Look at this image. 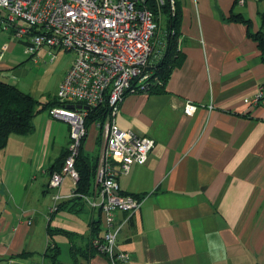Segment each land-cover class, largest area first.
I'll return each instance as SVG.
<instances>
[{
	"label": "crops",
	"instance_id": "0c3cea01",
	"mask_svg": "<svg viewBox=\"0 0 264 264\" xmlns=\"http://www.w3.org/2000/svg\"><path fill=\"white\" fill-rule=\"evenodd\" d=\"M175 1L181 64L162 89L126 93L114 116L121 129L154 140L146 163L116 174L122 192L144 195L134 213H116L123 223L116 249L129 255L121 264H264V105L250 104L264 87V61L249 36L264 29V0ZM165 39L157 38L154 61L163 56ZM4 43L0 78L8 75L7 83L42 102L54 98L71 64L57 63L43 88L27 86L15 74L23 59L13 56L24 39L11 41L0 29V50ZM51 49L26 59L39 63ZM186 100L198 105L191 115L183 110ZM43 111L32 132L9 134L0 149V264H110L89 249L97 209L85 201L49 211L56 192L73 189L68 177L57 189L48 186L70 126ZM98 123L89 124L81 151L94 168L89 195L102 146ZM62 210L68 213L58 215ZM58 230L71 232V239ZM48 242L57 249L53 259L44 255Z\"/></svg>",
	"mask_w": 264,
	"mask_h": 264
},
{
	"label": "built area",
	"instance_id": "2783aa9c",
	"mask_svg": "<svg viewBox=\"0 0 264 264\" xmlns=\"http://www.w3.org/2000/svg\"><path fill=\"white\" fill-rule=\"evenodd\" d=\"M147 0H0V29L11 41L24 39V53L35 54L46 46L73 51L75 59L58 85L55 97L62 103L95 107L106 102L109 111L98 123L102 146L95 172V187L85 201L99 211L101 229L90 240L98 253L110 264H121L128 253L116 249L122 221L117 212L132 214L138 210L144 195L122 192L117 172L126 174L132 165L146 163L154 140L130 129H121L114 121L123 97L146 87V67L152 52L156 30L154 11ZM163 5L165 0H154ZM240 2H242L240 0ZM174 9L175 0H169ZM8 48L1 46L0 56ZM250 104L264 105V87L254 93ZM209 107H212L209 105ZM198 105L184 102L186 114ZM51 117L68 122L70 141L60 171L49 175L48 186L57 189L68 177L73 183L69 195H53L49 211L57 210L59 201L81 195L75 192L79 178L75 159L87 134V109L58 105L46 109ZM35 264H47L44 259Z\"/></svg>",
	"mask_w": 264,
	"mask_h": 264
},
{
	"label": "trees",
	"instance_id": "16d2710c",
	"mask_svg": "<svg viewBox=\"0 0 264 264\" xmlns=\"http://www.w3.org/2000/svg\"><path fill=\"white\" fill-rule=\"evenodd\" d=\"M153 2V0L146 1L147 6L152 10V7L155 6ZM163 7L165 8L166 12V25L165 28H162L159 31L158 35L156 36V40L160 36H162V38H166L165 52L161 59L158 61H154L151 54L148 65L146 67V72L149 73V77L146 79V87L144 89L136 90V92H148L153 87H158V90L162 89V87L168 80L172 70L175 67L179 66L184 58L183 53L178 49L177 46V36L179 33L178 27L180 23V12L177 3L175 1L174 9L172 10L169 0H165ZM153 11L155 14V10ZM230 19L242 21L244 23L248 22L246 21V19H243L242 17L236 15H230ZM156 32L157 26L151 39L152 46ZM249 36L257 43L258 48L262 52V59L264 61V29H259L255 33H249ZM58 105L69 106L71 104L62 103L56 97L46 102H42L29 93L20 90L15 85L0 80V149L6 145L9 134L14 133L24 135L32 132L34 129L33 118L38 112ZM108 111L109 108L106 102L95 107H89L87 109V114L85 117L86 129L92 122L101 123L105 119ZM82 144L80 145L79 153L75 159V167L79 175V178L75 185V192L81 195L71 197L67 199L66 202H60L58 204L57 210L63 208L68 202L73 203V205L84 204L85 199L82 195L90 194V187L88 185L89 177L94 173V168L89 165V160L86 157H83V155L81 154ZM66 153L67 148L62 151L60 156L54 162V165L51 167L50 174L53 171L61 170ZM99 220L97 221V223L92 224V231L89 239V249H91L95 253H97V250L91 245L90 240L93 236L99 233ZM58 232H62L71 239V232L65 230H58ZM49 234L51 233L49 232ZM56 253V247L51 242H48L44 255L53 259Z\"/></svg>",
	"mask_w": 264,
	"mask_h": 264
},
{
	"label": "rangeland",
	"instance_id": "374dc122",
	"mask_svg": "<svg viewBox=\"0 0 264 264\" xmlns=\"http://www.w3.org/2000/svg\"><path fill=\"white\" fill-rule=\"evenodd\" d=\"M154 1V0H153ZM155 4L153 10H155L156 15V22H157V32L155 34V38L153 39V48H152V56L156 54L158 47L156 44V36L158 35L159 31L162 28H165L166 25V12L163 5H158L155 1L153 2ZM45 48H48L44 46ZM23 45L18 44L17 47L14 49L13 56L16 58H22L23 61L19 64V67L15 70V74L21 78H23L25 84L28 86L29 84H38V88L41 89L43 86H45L50 79L53 77V72H55V65L61 61H68L70 64L75 59V53L73 51H64L62 49H51L53 52V55H49L46 59H41L39 63H34L32 59H26L28 55L23 53ZM50 49V48H49ZM8 52L3 56V58H7ZM45 60V61H44ZM45 62V63H44ZM3 81L10 82L9 76L5 75L4 77L0 78ZM43 100L46 99V97H42ZM43 112L47 113V110H44ZM85 137H83L82 141ZM82 144V142H81ZM88 208L89 206L86 205ZM66 211H60L58 212V215H66ZM52 225H54V222H52ZM47 264H49L47 262Z\"/></svg>",
	"mask_w": 264,
	"mask_h": 264
},
{
	"label": "water",
	"instance_id": "95a60500",
	"mask_svg": "<svg viewBox=\"0 0 264 264\" xmlns=\"http://www.w3.org/2000/svg\"><path fill=\"white\" fill-rule=\"evenodd\" d=\"M71 107H77V108H84V109H88L89 107L86 105H82V104H71Z\"/></svg>",
	"mask_w": 264,
	"mask_h": 264
}]
</instances>
